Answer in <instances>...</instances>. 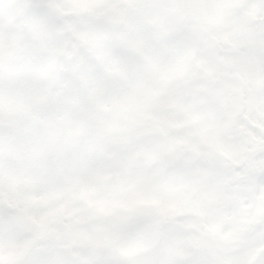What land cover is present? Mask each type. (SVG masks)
I'll return each instance as SVG.
<instances>
[{
  "label": "snow or ice",
  "instance_id": "snow-or-ice-1",
  "mask_svg": "<svg viewBox=\"0 0 264 264\" xmlns=\"http://www.w3.org/2000/svg\"><path fill=\"white\" fill-rule=\"evenodd\" d=\"M0 264H264V0H0Z\"/></svg>",
  "mask_w": 264,
  "mask_h": 264
}]
</instances>
